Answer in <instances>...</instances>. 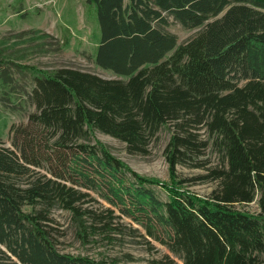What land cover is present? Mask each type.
Instances as JSON below:
<instances>
[{"label": "trees", "instance_id": "obj_1", "mask_svg": "<svg viewBox=\"0 0 264 264\" xmlns=\"http://www.w3.org/2000/svg\"><path fill=\"white\" fill-rule=\"evenodd\" d=\"M88 3L101 32L97 65L128 80L71 68L37 73L36 111L12 126L10 146L0 137V255L20 264H109L54 247L50 213L59 206L80 231L110 241L117 220L129 218L183 264H264V0ZM166 14L205 30L177 47V36L157 27L169 25ZM166 125L172 174L210 145L225 159L208 176L219 183L208 199L171 190L162 202L149 188L156 182L91 141L98 130L148 155ZM92 191L112 208L97 207ZM258 195L260 214L238 208Z\"/></svg>", "mask_w": 264, "mask_h": 264}, {"label": "rangeland", "instance_id": "obj_2", "mask_svg": "<svg viewBox=\"0 0 264 264\" xmlns=\"http://www.w3.org/2000/svg\"><path fill=\"white\" fill-rule=\"evenodd\" d=\"M166 16L169 25L157 27L175 34L177 47L198 36L206 27L186 29L173 16ZM100 39L96 10L88 0H0V137L7 146L11 144L12 126L27 124L29 116L36 111L32 93L38 72L53 74L60 68H71L105 79L128 80L97 65ZM172 55L173 52L169 53L166 59ZM172 134V126H163L152 140L148 155L130 154L124 142L98 130L91 133V141L105 147L128 170L156 182L149 188L162 202L169 200L171 190L208 199L219 187L218 181L208 176L212 169L224 167L225 159L210 145L200 158L178 165L172 174L165 156ZM91 194L99 202L95 204L97 207L112 208L99 192ZM258 200L259 195L253 203L238 208L260 214ZM23 210L33 212L29 206ZM50 215L55 220L50 237L62 254L109 264H183L179 256L129 218L117 220L122 228L110 241L104 235L92 236L80 231L73 214L59 206ZM116 215L121 216L119 210ZM3 250L6 249L3 247ZM0 264L20 262L0 255Z\"/></svg>", "mask_w": 264, "mask_h": 264}]
</instances>
